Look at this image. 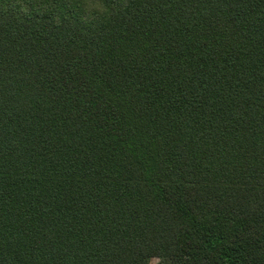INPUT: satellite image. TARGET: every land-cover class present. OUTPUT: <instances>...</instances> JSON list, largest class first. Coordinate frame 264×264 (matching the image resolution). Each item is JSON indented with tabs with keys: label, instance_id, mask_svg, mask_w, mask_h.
<instances>
[{
	"label": "trees",
	"instance_id": "1",
	"mask_svg": "<svg viewBox=\"0 0 264 264\" xmlns=\"http://www.w3.org/2000/svg\"><path fill=\"white\" fill-rule=\"evenodd\" d=\"M264 264V0H0V264Z\"/></svg>",
	"mask_w": 264,
	"mask_h": 264
},
{
	"label": "rangeland",
	"instance_id": "2",
	"mask_svg": "<svg viewBox=\"0 0 264 264\" xmlns=\"http://www.w3.org/2000/svg\"><path fill=\"white\" fill-rule=\"evenodd\" d=\"M157 262H158L157 259H152V260L150 261V264H156Z\"/></svg>",
	"mask_w": 264,
	"mask_h": 264
}]
</instances>
